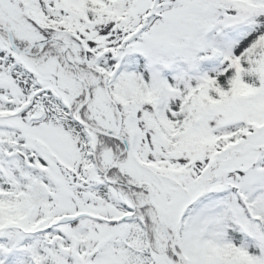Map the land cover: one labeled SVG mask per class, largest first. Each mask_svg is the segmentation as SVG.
Segmentation results:
<instances>
[{
  "label": "snow or ice",
  "instance_id": "snow-or-ice-1",
  "mask_svg": "<svg viewBox=\"0 0 264 264\" xmlns=\"http://www.w3.org/2000/svg\"><path fill=\"white\" fill-rule=\"evenodd\" d=\"M0 264H264V0H0Z\"/></svg>",
  "mask_w": 264,
  "mask_h": 264
}]
</instances>
